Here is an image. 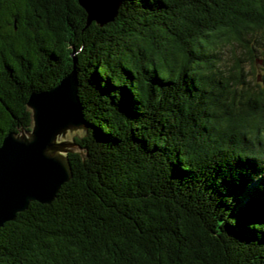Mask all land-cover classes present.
I'll return each instance as SVG.
<instances>
[{"label": "trees", "instance_id": "16d2710c", "mask_svg": "<svg viewBox=\"0 0 264 264\" xmlns=\"http://www.w3.org/2000/svg\"><path fill=\"white\" fill-rule=\"evenodd\" d=\"M72 52L84 156L0 227V264H264V0H122L102 26L0 0V144Z\"/></svg>", "mask_w": 264, "mask_h": 264}, {"label": "water", "instance_id": "95a60500", "mask_svg": "<svg viewBox=\"0 0 264 264\" xmlns=\"http://www.w3.org/2000/svg\"><path fill=\"white\" fill-rule=\"evenodd\" d=\"M86 12V25L113 21L122 0H77ZM73 66L52 88L33 91L26 100L28 129L9 131L0 144V227L25 210L31 201L51 202L72 177L69 153L84 156L75 136L88 123L78 95Z\"/></svg>", "mask_w": 264, "mask_h": 264}, {"label": "rangeland", "instance_id": "374dc122", "mask_svg": "<svg viewBox=\"0 0 264 264\" xmlns=\"http://www.w3.org/2000/svg\"><path fill=\"white\" fill-rule=\"evenodd\" d=\"M235 50H240L239 46H235V45H227L226 47H224L222 55L225 58V62L226 64H229V61L232 58V52ZM229 66V65H227ZM246 69L248 70V74H247V79L250 80V82L252 84H254L255 82H259L260 81V68L255 67L254 69H251V67L249 65H246ZM246 75V74H245Z\"/></svg>", "mask_w": 264, "mask_h": 264}]
</instances>
